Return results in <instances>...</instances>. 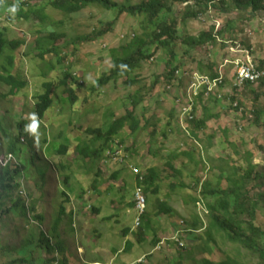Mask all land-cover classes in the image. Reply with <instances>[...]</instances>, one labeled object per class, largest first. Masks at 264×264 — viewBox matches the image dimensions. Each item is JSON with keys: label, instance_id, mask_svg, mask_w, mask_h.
<instances>
[{"label": "rangeland", "instance_id": "374dc122", "mask_svg": "<svg viewBox=\"0 0 264 264\" xmlns=\"http://www.w3.org/2000/svg\"><path fill=\"white\" fill-rule=\"evenodd\" d=\"M115 1L120 4L135 6L148 0ZM4 3V7H6L0 11V28L6 27L10 38L24 41L21 47L12 52L15 55L20 54L24 71L29 80L27 88L21 93L18 92L13 97L0 99V105L2 106L0 121L5 122L6 126H10L14 132L17 131L19 121H29L30 127V137L29 139L26 137L21 138L22 142L18 145L19 157L15 156L17 164L14 163L16 166L19 165V161L24 163L27 170H25V174L16 177L14 185H19L22 195L27 197L29 201L38 203L39 213L44 214L46 217L44 225L41 227L45 233L51 231V226L56 216L58 217L61 206L66 207V215L61 223V232L68 245L66 256L69 258L70 263L90 264L92 260H99L113 264L111 261L113 253L109 251L116 246L118 250L123 249L122 255L131 254L134 251L135 253L132 254L134 260H138L137 255L140 258L144 257L145 261L142 264H204L205 261L217 263L227 256L237 259L241 264H257L258 259L250 256L247 249L240 244L232 243L223 235L216 234L214 237L215 242L211 244V252H209L205 246L207 235H205L204 229L201 231L193 230V227L189 225L195 211L201 215L205 224L207 222L208 225L203 211L197 210L190 202L193 197H184L187 195L182 189H174L173 194L169 193L171 191L169 177L163 181H158V185L162 195L167 193L166 196L173 200L171 205L176 208L177 217L174 215L175 218H165L153 225L154 229H149L146 234L147 237L144 236L146 241L136 243L132 251L127 252L124 250L125 239L122 236H117V244L112 247L110 246L111 236L107 244L100 240L99 231H101L103 221H101V215L93 210L94 199H101L99 206H101L103 213L114 211L120 214L122 212V218L125 219L123 224L129 222V224L134 225L137 214L136 212H129V208L133 209L136 206L135 199L134 197L133 199L127 197L122 201L121 196L123 192L130 194L137 185L136 177H139L142 172L146 173L151 166L160 170L158 176L161 172H165V170H161L167 161L165 153H169L171 150L195 147V153H198L196 157L200 158L204 164L194 168L193 162L185 158L183 163L184 177L189 172H193L191 177L193 176V179L203 185L206 181L199 182L200 178L212 180L216 184L218 176H227L229 167H242L241 169L245 171L249 166L248 161L251 160L249 158L251 152H253L254 158L252 161L254 165L264 166V114L262 112V110L264 111V85L263 87H260V85L253 86L251 90L245 88L242 94L238 93L234 97L238 102L241 100L245 113H248L247 116L242 117L233 109L232 99H228L229 96L234 94L233 85L236 80L234 70H230L227 75L224 74L228 80L223 79L221 84L224 85L223 87H213L211 77L208 78L212 86L208 87L211 90L209 93L211 98L208 100L209 102L197 107V117L202 116L206 105L209 107L208 113L214 117H219L213 120L207 131L200 135L198 141L201 148L191 138L188 139L183 132L184 128L179 118L181 113L178 114L179 102H177L178 98L176 97L193 87L194 83L190 87L192 83L190 78H194V74L200 66L208 72L209 69L205 67L210 65L208 63H215L216 66L218 64L219 67L223 60L234 57L231 52L222 51L223 47L218 46L220 50L217 51L215 56L214 51L209 55L206 54V49L199 48L190 51L189 54L188 46L182 42V44L174 42L172 48L159 46L153 55L154 60L143 62L138 70V74L143 79L141 84L129 87L125 84L126 79L121 78L111 81L96 92L93 91L97 81L103 75L105 76L112 67L111 50L126 45L135 36L141 37L144 33L151 36L152 31L156 29L163 16L168 22V18L176 20L181 35L192 34V36H195L206 33L210 26L214 25L213 13L210 12V15L207 14L206 18L201 17L200 20L192 22L185 32L181 24L184 10L177 6L174 7L172 16L164 13L160 19L149 22L143 15L133 17L123 13L116 16L113 12L96 6L87 7L68 18L49 7L47 2L36 5L32 3L31 5L37 7L38 10L43 8L45 17L43 22L39 18L40 13L30 14L28 19H18V15L16 16L12 12L14 0H6ZM255 20L257 22V19ZM261 21L258 25L261 32L251 39H246L243 42V40L240 41L234 37V41H237L242 49L254 47L252 56H257L253 58L256 65L258 60H264V12ZM110 22H114V29L107 32L105 36L97 40L82 41V38H85L84 36H91V34L95 36ZM57 31L67 32L68 38L75 39L74 42H65V45H63L57 39L55 41L46 39L49 33L55 32L57 34ZM150 42H152V36L150 40H147V43ZM52 48H58L63 53V59L65 60L57 56V53L47 52L46 49ZM171 49H174V60L172 64L168 65ZM72 50H75V52L70 53ZM166 66L181 68L178 77L175 79L176 83L170 91L166 89L167 85L165 83V73L168 72ZM228 70L229 68H225L224 72ZM65 74L70 76L68 87L61 85L66 77ZM136 74L137 72L132 77ZM199 77L201 76L197 73L196 79H199ZM48 84L56 89L54 105L50 111L51 118L54 121L51 126H48V121H38L36 114L33 112L37 97L46 92L45 87ZM1 85L3 84L0 83V94H3L4 90ZM69 88L74 89L78 97L76 106L72 105L69 98H67V93H65ZM257 94L261 95V98L254 102ZM253 110H256L257 115L262 117L260 124L253 123L252 120L255 118V114L251 112ZM127 111H134L138 117H145V120H143L144 126L146 125V119L148 121L147 127H142L135 134L127 128L120 132L118 138L124 141L128 147V153L124 152L128 157L127 163L115 162L108 157L107 150L101 160L96 163L80 160L75 153L76 143L91 138L92 135L88 133L89 130L106 129L111 120L125 115ZM154 128L157 129V135L156 133L152 134ZM225 129L228 130L226 136ZM184 136L188 141L184 139ZM210 136L214 137L213 141L210 142L211 144L207 141ZM66 139L71 142L70 152L66 155L57 154L54 157L56 143L60 141L64 144ZM29 142L33 143V147H31L33 149L31 150H29ZM100 144V142H97L96 146ZM207 147L210 148L208 151L206 150ZM43 150L53 156L47 159L48 162L44 161ZM153 153L156 155H153ZM7 154L9 153L7 152L6 143L0 133V156ZM31 154L35 157L36 164L31 163ZM0 161L3 162L2 158ZM45 163H48L47 167L44 166ZM60 164L68 166L69 169L63 172ZM221 166H225L223 169L227 170L223 174L221 173ZM39 167L47 169L48 184L47 176L43 180L36 174V168ZM0 168L2 167L0 166ZM133 168L134 170H132ZM67 174L71 176L70 183L64 184V178ZM114 175H116L115 178ZM94 181L99 184L94 185ZM191 183L193 182L191 181ZM191 183L186 187H193ZM222 184L223 187H227L225 181ZM42 185L44 186L41 187ZM124 185L125 191L120 188ZM17 192L13 191L8 196L4 209L10 210L18 200ZM190 193L193 194V189ZM143 197H147L149 203L147 212L151 213L152 216H157L159 210L155 205L156 198L153 199L154 196L150 192L145 193ZM65 198L68 199L65 200ZM113 199H116L117 202L122 201L120 204L123 205L111 204ZM150 200L153 207L150 206ZM202 204L206 205V200L203 199ZM31 205L27 204L29 207ZM122 207L123 209H121ZM257 216L256 225L261 226L264 224V215L258 213ZM243 219H248V216L243 215ZM22 223L23 221L20 220L16 212L3 214L0 221V245H3L5 250L4 252L0 250V264H20L16 260L18 261L23 257L30 261L33 258L29 254L20 253L19 250L31 234L32 229L37 230L36 226L38 224L31 222L30 227H22ZM172 223L176 224L174 228ZM184 227L190 232L183 230ZM178 228L183 231L178 234V237L182 238V245L172 242L171 239L177 233H173V231L176 229L180 231ZM103 229L105 232L115 231V227L106 224L103 225ZM138 233L143 232L138 231ZM65 236H67V239ZM154 236L159 241L157 244L154 243ZM196 237L199 238L198 241H195ZM133 240L137 241L136 237H133ZM151 240H153L152 243ZM95 242L99 245L98 250L96 247H92ZM79 245L80 248L87 249V253L84 250L80 256L78 252ZM35 256L46 260L50 258L46 252L40 254L38 252ZM132 262L125 263L117 257L115 264H130Z\"/></svg>", "mask_w": 264, "mask_h": 264}, {"label": "trees", "instance_id": "16d2710c", "mask_svg": "<svg viewBox=\"0 0 264 264\" xmlns=\"http://www.w3.org/2000/svg\"><path fill=\"white\" fill-rule=\"evenodd\" d=\"M48 1V5L57 12L62 13L65 17L71 18L72 15H76L87 7L105 8L107 11L113 12L116 16L124 14H129L133 17L143 15L147 18L149 22H154L156 19H160L162 14H167L172 16L174 7H179L184 10L181 17V24L183 31H187L189 25L192 22L200 20V18H206V15L210 12L213 13V18L222 22L221 28L218 30L215 29L214 25H211L209 30L206 33L201 35L192 36V34L181 35L176 23V20L163 19L157 24L156 29L152 31V42L147 43V40L151 39V36L144 33L141 37L135 36L134 39L130 40L126 45L119 47L118 49L111 50V59L112 67L109 72L103 75L97 81L93 91L96 92L100 90L103 86H106L111 81H116L121 78H125V84L129 87H134L138 84H141L143 81L142 77L138 74V70L142 66V63L145 61H150L153 55L156 53V50L159 46L163 48H172L174 42H180V44H185L190 51H195V49H206V54L215 55V52L218 50V46L223 47V50L228 46L224 42H229L233 40L235 30L239 25H245L243 20H251L256 15H260L264 12V0H148L140 3L135 6H128V4H120L114 0H29V2H34L35 5L38 3H43ZM28 1L14 0L13 4V14L18 15V19H28L30 14H41L42 21H45V17L42 16L44 12L43 8L37 9L31 5ZM187 4V5H186ZM2 3L0 1V10L2 8ZM27 8V11H26ZM18 11H17V10ZM240 21V22H239ZM114 22L107 23L104 29H101L96 35H87L82 38V41L85 40H97L114 29ZM181 28V29H182ZM215 35H217L223 42L220 44ZM185 36V38H183ZM55 41L56 39L65 45L66 43L74 42L75 39L68 38L67 32H58L57 34H49L48 38ZM81 41V40H80ZM182 42V43H181ZM3 30L0 29V44H5ZM220 44V45H217ZM211 45V46H210ZM152 46V49H151ZM155 47V48H154ZM154 48V50H153ZM48 53H57L62 60L63 53L57 48L46 49ZM75 50L70 51L74 53ZM43 55V53H41ZM67 57V56H66ZM259 58V57H258ZM174 60V49L170 50V61L167 62L168 65L172 64ZM258 60V59H257ZM205 67L209 69L208 72L204 71L202 66L197 69L198 72L211 77V79H216L219 77L218 73V64L208 63ZM12 69H16L17 72L13 74L10 70L4 76H0V83L5 84L10 88L11 91L17 88H23L27 86V81L23 78L24 71L22 69L21 60L16 61L15 63L9 65ZM257 70L264 75V60H258L257 65L255 64ZM168 72H166V84H171L172 81L176 78L175 74L181 68L169 67L166 66ZM216 69V71H215ZM5 70H7L5 68ZM137 74L132 77L134 73ZM66 77L62 81L61 85L68 87L69 74H65ZM260 87L264 85V76L261 77L259 81ZM181 86V84H179ZM258 85V86H259ZM254 85L247 83L245 87H233L234 94L229 96L228 99H232V106L236 100L235 95L242 94L245 88L252 89ZM56 89L50 84L47 85V90L44 94L38 97V102L36 104V110L41 119H45L48 113L51 111V108L54 105V94ZM67 98L71 101L73 106H76L78 102V97L74 89H67ZM261 95H255V100H260ZM205 101L203 99V94L196 97L195 104L204 105ZM240 107L242 108V113L244 116H247L245 109L242 107L243 103L239 100ZM255 104V103H254ZM196 108V106H195ZM205 109V107H204ZM1 110V108H0ZM239 109H236L238 111ZM255 114V118L252 120L254 124L261 123V116L257 115V111H251ZM263 114L264 111L262 110ZM243 116V117H244ZM206 117V116H204ZM195 120L192 122V128L189 129L190 138L195 141L198 138L201 130L207 129L206 125L203 122V119ZM2 119V117H1ZM145 117H138L134 111H127L125 115L121 117L114 118L109 122V125L106 129L98 128L89 130L88 133L91 134V138L86 139L84 142H77L75 145V153L78 155L82 161H90L91 163H96L98 160L104 156L106 150L113 149V146L110 143L113 140H118V136L121 131L128 129L133 134L142 129V127H147L148 121L146 119V125L144 126ZM0 133L2 134L3 140L6 143L8 153L18 156V145L22 142L21 138L30 137V129H27L25 121H19L18 128L16 132L11 130L10 126H6L5 122L0 121ZM205 122V121H204ZM225 129V136L227 135ZM154 135V133H152ZM190 139V140H191ZM120 140V145H125V142ZM100 142L99 146H96V143ZM196 142V141H195ZM70 140L66 139L64 144L62 142H57L55 148V154H68L71 148ZM110 145V146H109ZM29 150L33 147V144L29 142ZM193 151L196 149L193 147ZM128 151V147L125 148ZM130 150V149H129ZM48 154H50L48 152ZM190 162L195 163L194 168L200 164H204L201 159H196L195 153L187 152ZM153 155H156L153 153ZM181 158V156H179ZM179 157H175L174 153L168 155V159L163 165L161 172L159 174V169L155 167H150L146 173H141L139 177L137 176V184L144 188L145 193H151L156 198L155 205L158 208L157 216L153 217V224L150 218H143L142 225L140 226L141 230L144 228H152V225H156L159 221H163L165 218H175L176 208L169 204L168 199H164L163 196L167 197V193H164L162 196L160 186L158 181L165 180L169 178H175L177 175L183 172V169L180 167L181 162H179ZM249 166L245 171L239 167L233 166L229 167L227 176H218L216 184L212 180L207 179L203 185V199L206 200V205H204L205 212L208 214L209 218L208 225L204 229L207 239L205 241V246L211 252V244L215 242L214 237L216 234L220 236L227 237L232 243L240 244L245 249L248 250L250 256L257 258V264H264V224L257 226V215L262 213L264 215V166L254 165L253 163V152L250 153ZM223 159V158H222ZM19 160V159H18ZM33 162V161H32ZM31 162V163H32ZM60 167L63 172L69 169L68 166L60 164ZM221 173L225 171V166L220 167ZM27 167L24 163H20L16 166L14 163L7 164L5 167L0 168V221L3 214H10L11 212L18 213L22 223V227H30L32 223H37V230L32 229L31 234L26 238V241L20 246L19 252L29 254L33 258L29 261L27 258H20L16 262L20 264H71L69 258L66 256L68 246L65 243L61 232V223L66 215V207L61 206L60 213L55 220L53 227L51 226V233H45L41 227L44 225L46 220L45 215L39 213V205L36 201H29L27 197L22 195L19 185H14L16 177L18 175L25 174ZM42 168H36V174L39 175L43 180L46 179V172ZM27 176V175H26ZM116 175H114L115 178ZM142 177V179H140ZM71 176L67 174L64 178V184L70 183ZM169 180V179H168ZM224 181L227 183V187H223ZM198 182V181H197ZM42 185L41 187H43ZM171 190H177L185 188L184 184L177 185L176 183H170ZM125 191L124 187H120ZM18 191V200L13 204L11 209H4V204L9 195L12 192ZM127 195V192H123ZM134 193L133 191L131 192ZM68 198H65V200ZM193 203H196V199H193ZM27 204H32L30 207ZM118 204V203H116ZM99 209L95 208V212H99ZM243 215H247L248 219H243ZM177 217V216H176ZM158 220H157V219ZM192 221L189 223L193 227V230H200L204 227V224L201 222L202 219L200 215L195 211L192 215ZM32 222V223H31ZM154 229V227H153ZM126 231L130 232L131 229L127 228ZM145 232V230H143ZM190 232V231H189ZM154 243L157 244L159 241L156 237ZM182 239V238H181ZM199 238L196 237L195 241H198ZM144 240L141 239L140 242ZM153 242V240H152ZM133 243L128 241L127 247ZM0 250L4 252V246L0 245ZM46 252L50 258L41 259L36 257L35 254ZM179 264V263H177ZM204 264H241L237 259L227 256L225 259L213 263L211 261H205Z\"/></svg>", "mask_w": 264, "mask_h": 264}, {"label": "clouds", "instance_id": "9594fccd", "mask_svg": "<svg viewBox=\"0 0 264 264\" xmlns=\"http://www.w3.org/2000/svg\"><path fill=\"white\" fill-rule=\"evenodd\" d=\"M1 1V3H2V8L4 9L5 7H4V5H5V1L6 0H0ZM22 1H28L29 2V0H22ZM115 1V0H114ZM45 2H47L48 3V1H45ZM117 2V1H116ZM30 3V6H31V4L33 3L34 4V2H29ZM122 5V4H121ZM187 5V4H186ZM50 7V6H49ZM3 9H1L0 11H2ZM53 10H54V8H52ZM55 11H57V10H55ZM42 15H43V17H44V12H42ZM39 18H41V14H39ZM261 18H262V13L260 14V15H256L253 19H251V20H249V21H247V20H244L245 22L247 21V23L245 24V25H239L238 24V27H237V31H236V35H234L233 36V40L232 41H229V42H224L228 47L227 48H225L224 50H226V51H228L229 53L231 52L232 53V55H234V57L232 56L230 59H225V60H223L222 62V64H219V67H218V73H219V77L218 78H216V79H211L212 81H213V83L216 81V87H223L224 85H221L222 83H223V79H226V80H228V78H226L225 76H224V74L225 75H227L228 74V72L231 70V71H233L234 70V74H235V76H236V71H235V64H234V62L237 60V59H244L247 55H249L250 57H251V59H252V61H253V64L255 65V63H254V60H253V56H252V51L254 52V47H250V48H245V49H242V46H240V44L237 42V41H234V37L236 38V39H239L240 41L241 40H243V42H244V40H246V39H251L252 37H254L257 33H260V28H259V26L258 25H260V23L262 22L261 21ZM23 19V18H22ZM25 19V18H24ZM255 19H257V22H255L256 20ZM41 20H42V18H41ZM260 20V22H258ZM244 22V23H245ZM221 26H222V22L221 21H218L217 19L216 20H214V27H215V29L216 30H218L219 28H221ZM0 29H2L3 30V34H4V39H5V41H6V43L5 44H0V76H4V75H6V73L10 70V72H12L13 74H15L16 72H17V70L14 68V69H12L9 65L10 64H13V62L15 63L16 61H18V60H21V65H22V69H23V71H24V68H23V60H22V58H21V56H20V54H18V55H15L12 51H16L19 47H21V45H23L24 44V41L23 40H21V39H15V38H10V34H9V31H8V29L5 27V28H0ZM50 34V33H49ZM51 34H55V32H52ZM215 37H216V39H217V41L221 44L223 41L217 36V35H215ZM243 44V43H242ZM236 45V46H235ZM216 56V55H215ZM155 58V57H154ZM154 58H152L149 62H152L153 60H154ZM226 61H229L228 63H226ZM256 67V66H255ZM5 68L7 69V70H5ZM225 68H229V70L227 71V72H224V70H225ZM257 69V68H256ZM180 73V70L179 71H177L176 72V74H175V77L177 78L178 77V74ZM197 73H199V75L201 76V77H203V78H206V79H208L209 78V76H207V75H204V74H202V73H200V72H196L195 74H194V77H195V75H197ZM24 74L25 75H23V78L27 81V84H29V80H28V78H27V75H26V72L24 71ZM175 78V79H176ZM175 79L172 81V83L171 84H166L167 86H166V89L168 90V91H170L171 90V88L172 87H174V85H175ZM191 80H192V83L194 82V78H190ZM192 83H191V85H192ZM259 83L260 82H258V83H251V84H253L254 86H258L259 85ZM2 84V83H1ZM247 84V83H246ZM191 85H190V87H191ZM1 86H3V87H1L3 90H4V93L3 94H0V99L2 100L3 98H5V97H13L16 93H18V92H22L25 88H27L26 86L25 87H23V88H17V89H15V90H13V91H11L10 90V88L8 87V86H6L5 84H3V85H1ZM208 87H210V83H207V84H204L202 87H200V89H198L197 91L196 90H194L192 87H191V89H189V90H187V91H185V92H183V93H181L180 94V96H179V94L177 95V97L176 98H178L177 100V102H179V108H178V114L179 113H181L180 115H179V118H180V122L182 123V125H183V132H184V134L186 135V137L189 139L190 138V136H189V129L190 128H192V122L193 121H195V120H201L199 117H197V107L198 106H202V105H199L198 104V106L195 104V100H196V97L197 96H199V95H201V94H203V99H204V101H205V103L206 102H209L208 100L211 98V96H209V93L211 92V90H209V88ZM233 87H238V86H236L235 85V82H234V85H233ZM243 87H245V86H243ZM45 89L47 90V87H45ZM45 93V92H44ZM43 93V94H44ZM40 95H42V94H40ZM39 95V96H40ZM233 95V94H232ZM38 96V97H39ZM236 96V95H235ZM38 97H37V101H35V106H34V109H33V112L36 114V119L38 120V121H40V122H44V121H48L49 122V125L48 126H51V123L52 122H54L53 121V119L51 118V112H49L48 113V115H47V117L45 118V119H41L40 117H39V115H38V112H37V110H36V104H37V102H38ZM212 97H215V96H212ZM218 98H220V97H218ZM0 100V101H1ZM220 101V100H219ZM195 106H196V108H195ZM0 108H1V110H2V106L0 105ZM52 109V108H51ZM233 109L234 110H236V109H239L238 111H237V113L239 114V115H241L242 117L244 116L243 115V113H242V108L240 107V104H239V102L237 101V100H235L234 101V103H233ZM0 110V111H1ZM176 111V110H175ZM212 117H214L213 115H212ZM25 124H26V126H27V129H30V127H29V121L28 122H25ZM207 127V126H206ZM225 132V131H224ZM152 133H156V135H157V129L156 128H154V130L152 131ZM166 136H167V133H166ZM29 139V138H28ZM184 139H186L185 138V136H184ZM187 140V139H186ZM188 141V140H187ZM196 141V142H195ZM194 142L201 148V144L199 143V141L196 139ZM33 144V143H32ZM121 143H120V140L118 139V140H113L111 143H110V145H112L113 146V149H111V150H107V154H108V157L109 158H111V159H113L115 162L116 161H119V162H122L121 164H126L127 163V160H128V157L124 154V152L126 151L125 150V148L127 147L126 145H120ZM31 149H33V148H31ZM30 149V150H31ZM187 149H188V147H187ZM8 152V151H7ZM171 152H173L172 150H171ZM125 153H128L127 151L125 152ZM165 153V152H164ZM168 153H165V157H167V159H168ZM40 157H41V155H39ZM43 156H44V161L45 162H48V158L50 159V158H52L53 156L55 157V156H57L56 154H54L53 156H52V154H50V155H48L47 153H46V151L45 150H43ZM176 157V156H175ZM2 158V160H3V162H1L0 161V166L1 167H5L7 164L9 165L10 163H16L17 164V161H16V157L13 155V154H11V153H9V154H7V155H4V156H0V159ZM38 159H39V157H37ZM33 161V162H32ZM31 162L33 163V164H36V159H35V157H33L32 156V154H31ZM180 162V161H179ZM5 163V164H4ZM47 164L48 163H45L44 164V166L45 167H47ZM183 164H182V169H183ZM40 168V167H39ZM135 168V167H134ZM134 168L132 169V170H134ZM42 169H44L45 171L44 172H46V174H47V169L46 168H42ZM192 173L193 172H189V174L186 176V177H184V174H185V170L183 169V172L182 173H180L179 175H177L175 178H170L168 181L170 182V183H176L177 185H181V184H184L185 185V188H181L182 189V191L184 192V193H186V195L187 196H184V197H193V199L195 198L196 199V203L194 204L193 203V200L192 201H190L192 204H193V206H195V208H197V210H202L203 211V215L205 216V218H206V220L207 221H209V218H207V213L205 212V209H204V205L202 204V202H203V196H202V193H203V184H199L195 179H193L192 177H191V175H192ZM142 174H143V172H142ZM140 179H142V177L140 178ZM207 179H205V180H203L202 178H200V180H199V182H205ZM97 181V180H96ZM96 181H94V185H98L99 183L98 182H96ZM191 181L193 182V183H191ZM188 182H190L192 185H193V187H186V186H188L190 183H188ZM136 183H137V178H136ZM47 184H48V175H47ZM205 184V183H204ZM47 186V185H46ZM191 189H193V194H191L190 193V191H191ZM139 190H141V193H142V195H144L145 196V193H144V190H143V187H141V186H139L138 184L136 185V187H135V189L133 190V194L132 193H130V194H125V193H123L122 194V201H124L127 197H129V198H131V199H133V197H134V199H135V207L133 208V209H130L129 208V212H136V216H135V221H134V225H132V224H129V222L127 223V224H123V221L125 220V219H123L122 218V212L120 213V214H117L116 212H114V211H110V212H107V213H103L102 211V208H101V206H99V202H100V200L99 199H94V201H93V203H94V207H93V210H95V208L96 209H98L99 208V212H97V213H99L100 215H101V221H103V225L104 224H106V225H110L111 227H115V231L114 232H105V230L103 229V225L101 226V231H99V236H100V240H102L105 244H107L108 242H109V237L110 236H113V235H115V233H118V235L119 236H122L124 239L126 238V237H128L129 236V239H127L126 241H125V247H124V250H126L127 252H129V251H132L134 248H135V246H136V243H143V242H145L146 241V237H147V231L149 230V229H152L153 228V225H152V228H144L143 230H145V232H143V230H141V228H140V226L142 225V219L143 218H145V217H147V218H150L151 219V221H152V224H153V217H155V216H152V214L151 213H148L147 211H148V209H147V205L149 206V203L147 202V197H145L144 199H145V203H144V205H139V200H138V191ZM178 190V189H177ZM174 191L175 190H171L169 193H174ZM101 194V193H100ZM99 195V194H98ZM163 196V195H162ZM163 198H166V199H168V202H169V204H171L172 203V201L173 200H171V199H169L168 197H165V196H163ZM114 201V202H113ZM122 201H119V202H117L116 201V199H113V200H111V204H116V203H118V204H120ZM106 203V202H105ZM120 205H123V204H120ZM150 206L151 207H153V205H152V202H151V200H150ZM172 206V205H171ZM200 206V207H199ZM124 208H127V207H124ZM121 209H123V207L121 208ZM116 211V210H115ZM177 213V212H176ZM133 214V213H132ZM200 215V214H199ZM130 218H131V216H129ZM200 217H201V215H200ZM46 218V217H45ZM56 218H57V216H56ZM56 218H55V220H56ZM201 219H202V223L204 224V227L202 228V229H205L206 228V226H207V222H206V224H205V222H204V220H203V218L201 217ZM55 220H54V222H53V224H52V227H53V225H54V223H55ZM127 222V221H126ZM175 223H172V227L174 228L175 227ZM177 227V226H176ZM127 228H130L131 229V231L130 232H128V231H126V229ZM185 228V227H184ZM183 228V230H187V228H185L184 229ZM180 231H178L177 229L175 230V231H173V233H175V232H177L176 233V236H174L173 238H171L173 241L172 242H176V243H178L179 245H182L181 244V242H182V240L178 237V234H179V232H183V231H181L182 229H180V228H178ZM202 229H200V231L202 230ZM137 230V231H136ZM135 231H136V233H135ZM138 231H141V232H143V233H138ZM184 231V232H185ZM187 231H189V230H187ZM51 232H49L47 235H49ZM63 235V234H62ZM117 235V234H116ZM139 235V236H138ZM144 236H146V237H144ZM133 237H136V239H137V241L135 240H133ZM155 237V236H154ZM63 238H64V235H63ZM65 238L67 239V236H65ZM144 238V240L142 241V242H140V240L141 239H143ZM153 239V238H152ZM181 240V241H180ZM65 241V240H64ZM128 241H131L133 244L130 246V248L129 247H127V243H128ZM162 242V241H161ZM65 243H66V241H65ZM84 243V242H83ZM151 243H152V240H151ZM66 245H67V243H66ZM93 246L92 247H96L97 248V250L99 249V245H98V243H93L92 244ZM68 246V245H67ZM83 246V245H82ZM110 246L112 247V246H114V245H112V244H110ZM114 249L116 250V252L118 251V249H117V247L116 246H114V247H112V249H111V251H109V252H114ZM84 250H86V253H87V249H85V248H83V247H81L80 248V245L78 246V252H79V255L80 254H82V252H84ZM123 250V249H122ZM122 250H120L116 255H115V257L111 260L112 262H113V264H115V261H116V259H117V257H119L120 258V260L122 259V257H126V256H128V255H132L133 253H131V254H124V255H122ZM114 255V254H113ZM81 256V255H80ZM103 257V256H102ZM136 257H139L138 258V260H134V259H131L130 261H133L132 263H130V264H142L144 261H145V258L144 257H142L143 258V260H142V258H140V256L139 255H137ZM91 262V261H90ZM90 264H111V263H105V262H100V261H96V262H94V263H90Z\"/></svg>", "mask_w": 264, "mask_h": 264}, {"label": "built area", "instance_id": "2783aa9c", "mask_svg": "<svg viewBox=\"0 0 264 264\" xmlns=\"http://www.w3.org/2000/svg\"><path fill=\"white\" fill-rule=\"evenodd\" d=\"M229 61H226L228 63ZM235 71H236V80L235 85L238 87H243L246 85V83H258L263 78V73L259 72L255 65L253 64V61L249 55H247L244 59H237L235 62ZM197 75L194 77V84L193 89L198 90L200 87H202L204 84L210 83L208 79L199 77V79H196ZM213 87H216V81L212 84ZM192 86V85H191ZM210 87L211 84H210ZM210 90V88H209ZM138 200L139 205H144L145 199L141 193V190L138 191Z\"/></svg>", "mask_w": 264, "mask_h": 264}, {"label": "crops", "instance_id": "0c3cea01", "mask_svg": "<svg viewBox=\"0 0 264 264\" xmlns=\"http://www.w3.org/2000/svg\"><path fill=\"white\" fill-rule=\"evenodd\" d=\"M240 22V21H239ZM243 23L245 22L244 20L242 21ZM245 23H247V21L245 22ZM235 31H237V29L235 30ZM260 32H261V30H260ZM236 33V32H235ZM234 35H236V34H234ZM218 50H220V49H218ZM217 50V51H218ZM217 51L215 52V55H216V53H217ZM222 51H225L226 52V50H222ZM255 57H257V56H253V58H255ZM209 110V107H208V105H206L205 106V109H204V111L202 112V116L200 117V119L201 118H203L204 116H206V117H204V119H203V122H202V124L204 123L207 127H209V126H211V123H212V121L213 120H216V119H218V117H212V115L210 114V113H208L207 111ZM205 121V122H204ZM208 129V128H207ZM207 129H203V130H201V132H200V134L198 135V138H197V140H199V137H200V135L202 134V133H204V132H206L207 131ZM213 139H214V137L213 136H210L208 139H207V141L210 143L211 141H213ZM200 143V142H199ZM211 144V143H210ZM182 146H183V144H182ZM193 147L192 148H190V149H178V150H172L173 152H171V151H169V153L168 154H171V153H174L175 154V156L177 157H179V156H181V158L179 157V161L181 162V163H184V159L185 158H187V159H189L190 160V158H188L189 156H187L188 154H187V152H191V153H195L194 151H193ZM210 148L209 147H207L206 148V150L208 151ZM166 152V151H165ZM198 155V153H195V156H197ZM197 160L198 159H200V158H196ZM191 161V160H190ZM194 165H193V167L195 166V163H193ZM180 167L182 168V164L180 165ZM117 234V235H116ZM117 236H118V233H115V235L114 236H111V244L112 245H116L117 244ZM127 239H129V236L128 237H126L125 238V241L127 240ZM120 250H118L117 252H116V250L114 249V252H113V258L115 257V255L119 252ZM133 253H135L134 251H133ZM129 256V255H128ZM128 256H126V257H128ZM126 257H122V259L120 260V261H125V263H128V262H130V260L132 259V255L130 256V257H128V258H126ZM131 258V259H130ZM128 259H130V260H128ZM96 261H99V260H92L91 261V263H94V262H96ZM101 262V261H100Z\"/></svg>", "mask_w": 264, "mask_h": 264}]
</instances>
